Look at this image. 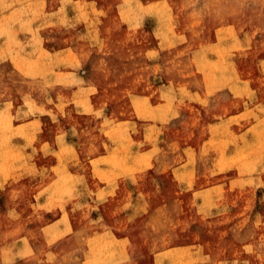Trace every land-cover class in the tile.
Returning <instances> with one entry per match:
<instances>
[{"label": "rangeland", "instance_id": "obj_1", "mask_svg": "<svg viewBox=\"0 0 264 264\" xmlns=\"http://www.w3.org/2000/svg\"><path fill=\"white\" fill-rule=\"evenodd\" d=\"M0 131V264H264V0H0Z\"/></svg>", "mask_w": 264, "mask_h": 264}, {"label": "crops", "instance_id": "obj_2", "mask_svg": "<svg viewBox=\"0 0 264 264\" xmlns=\"http://www.w3.org/2000/svg\"><path fill=\"white\" fill-rule=\"evenodd\" d=\"M99 185H96L93 189H91L92 190V193L94 194L93 195V199L95 200V198H96V196L97 197H99V195H101V194H105V197L107 198V197H110V190H111V184H110V182L109 183H101V182H99L98 183ZM85 189L86 188H84V187H82L81 188V199L83 200V198H84V196L86 195V192H85ZM101 203V202H100ZM99 204V203H98Z\"/></svg>", "mask_w": 264, "mask_h": 264}, {"label": "bare ground", "instance_id": "obj_3", "mask_svg": "<svg viewBox=\"0 0 264 264\" xmlns=\"http://www.w3.org/2000/svg\"><path fill=\"white\" fill-rule=\"evenodd\" d=\"M1 132V131H0ZM5 132V131H4ZM8 132V131H7Z\"/></svg>", "mask_w": 264, "mask_h": 264}]
</instances>
